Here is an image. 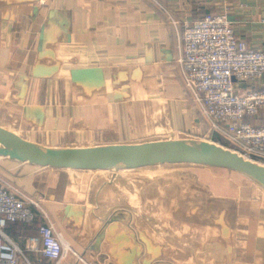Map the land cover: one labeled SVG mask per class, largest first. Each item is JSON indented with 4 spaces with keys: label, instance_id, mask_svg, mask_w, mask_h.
I'll return each instance as SVG.
<instances>
[{
    "label": "crops",
    "instance_id": "1",
    "mask_svg": "<svg viewBox=\"0 0 264 264\" xmlns=\"http://www.w3.org/2000/svg\"><path fill=\"white\" fill-rule=\"evenodd\" d=\"M206 13L264 49V0H0V126L60 149L210 140L178 63L185 26ZM97 171L0 156V174L43 199L71 248L59 264H264V192L226 195L197 174L119 188ZM43 222L5 231L23 247Z\"/></svg>",
    "mask_w": 264,
    "mask_h": 264
},
{
    "label": "built area",
    "instance_id": "2",
    "mask_svg": "<svg viewBox=\"0 0 264 264\" xmlns=\"http://www.w3.org/2000/svg\"><path fill=\"white\" fill-rule=\"evenodd\" d=\"M178 63L210 131L232 143V150L246 159L264 164V122H258L264 117V49L237 36L226 13H206L185 26ZM239 81L248 83L246 92L235 86ZM39 215L45 222L23 247L6 233L8 223L32 224ZM70 250L49 219L43 199L0 174V264H21L26 251L40 252L59 264Z\"/></svg>",
    "mask_w": 264,
    "mask_h": 264
},
{
    "label": "water",
    "instance_id": "3",
    "mask_svg": "<svg viewBox=\"0 0 264 264\" xmlns=\"http://www.w3.org/2000/svg\"><path fill=\"white\" fill-rule=\"evenodd\" d=\"M0 156L40 167L79 170L190 163L239 172L264 186V164L211 140L181 138L78 149L50 148L0 126Z\"/></svg>",
    "mask_w": 264,
    "mask_h": 264
},
{
    "label": "rangeland",
    "instance_id": "4",
    "mask_svg": "<svg viewBox=\"0 0 264 264\" xmlns=\"http://www.w3.org/2000/svg\"><path fill=\"white\" fill-rule=\"evenodd\" d=\"M245 83V81H239L235 83V86L241 88ZM206 138H203V140H208ZM86 172L93 173L94 171ZM97 172L105 175L103 178L105 180L116 182V184L119 182L117 184L119 188H121V185L125 186V182H132L131 179L137 180L146 176L147 179L150 178L148 181L152 182L151 184H154L153 182H155V180H163L162 182L167 183V179L171 180L172 178L177 179L181 184L185 182L187 177L195 178L196 176L194 175L197 174V176L203 180V185L206 186L209 181L213 182L210 184L211 188L225 193L226 195H249L250 197H254L264 192L263 185L239 172L190 163H164L139 168L118 167ZM217 178L219 180H217ZM213 179L219 181V183ZM136 184L138 186L137 182H135V185ZM129 193H131L130 195H138L134 190L129 191Z\"/></svg>",
    "mask_w": 264,
    "mask_h": 264
},
{
    "label": "trees",
    "instance_id": "5",
    "mask_svg": "<svg viewBox=\"0 0 264 264\" xmlns=\"http://www.w3.org/2000/svg\"><path fill=\"white\" fill-rule=\"evenodd\" d=\"M209 138L210 140L219 143L227 148H231L234 149V145L232 143H230L229 141H227L226 139H224L223 137H221L219 134L215 133V132H211L209 133Z\"/></svg>",
    "mask_w": 264,
    "mask_h": 264
},
{
    "label": "bare ground",
    "instance_id": "6",
    "mask_svg": "<svg viewBox=\"0 0 264 264\" xmlns=\"http://www.w3.org/2000/svg\"><path fill=\"white\" fill-rule=\"evenodd\" d=\"M102 170H105V169H102ZM263 190V189H262Z\"/></svg>",
    "mask_w": 264,
    "mask_h": 264
}]
</instances>
